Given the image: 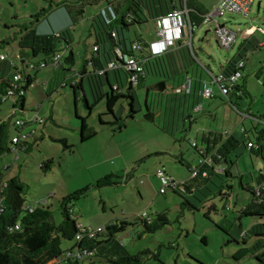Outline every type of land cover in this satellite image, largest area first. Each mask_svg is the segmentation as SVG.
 <instances>
[{
  "label": "rangeland",
  "instance_id": "374dc122",
  "mask_svg": "<svg viewBox=\"0 0 264 264\" xmlns=\"http://www.w3.org/2000/svg\"><path fill=\"white\" fill-rule=\"evenodd\" d=\"M60 2L68 5L76 19L75 23L65 5H57ZM43 8H49L50 11L36 18V14ZM102 10L108 11L104 0L97 3L92 0H0V41H10L0 47V53L8 54L15 63L19 52L16 39L23 24H32L38 31L46 28L52 32L53 27L55 33L68 28L72 40L70 46L64 42L59 44L64 58L58 72L51 65L28 70L34 82L25 94V112L13 113L10 99L0 104V122L7 123L9 138L16 134L13 124L18 118L28 120L29 116L32 118L38 115L44 121L42 124H34L35 136L26 137L27 151L20 149L17 153L11 151L2 156L0 167L4 179L18 175L27 185L25 205L37 206V203L44 202L52 211L55 224L62 220L59 207L61 199L86 185H92L84 196L73 202L72 216L77 225L80 228L96 229L127 221L124 230L114 233V239L130 254L144 249L158 251V260H148V264H253L255 259L251 255L240 260L233 257L237 248L245 246L241 240V230H248L253 224L264 223V217L258 216H241L239 219L241 207L252 199L251 188L258 167L264 170L263 160L247 149L244 138H238L240 143L234 152L229 153L228 161L224 163L231 172L229 177L218 172L207 182L199 184L191 193L190 190L183 194L172 187H166L164 193L159 192L162 183L156 176L157 168L164 166L166 172L175 178L174 181H178L179 178H189L188 168L199 164L200 155L190 142L196 141L197 148L200 149L203 125L220 126V108L224 103L219 98L216 99L220 107L217 112L218 120L212 121L204 116L202 118L205 120L197 118V125L188 131L187 123L185 127L176 128L175 124L164 127L160 117L155 116L153 121L144 117L145 87L140 92L134 86V117L128 116L129 105L125 98L117 101L113 114L107 112L105 98L97 101L91 109L87 108L83 94L85 93L91 105L93 95L86 76L84 88L77 89L76 98L69 85L53 92L47 90L48 81L54 75L61 73L60 80H63L67 67L72 71L82 69L83 58L90 53L95 43L92 20ZM222 22L237 35L252 26H259L264 30V0H253L247 16L226 13L220 18V23ZM57 23L62 27L57 29ZM214 27L213 23H208L194 29V65L189 72L194 77L199 74L207 77L204 67L217 76L237 52L236 45L225 49L216 42ZM155 29V20H151L141 25H131L125 34L127 38L140 35L146 39H154ZM70 52L74 58L72 65L64 60ZM254 52H248L247 61L255 63L262 57L256 65L258 69H244L243 77L238 83L242 85L244 80H248L253 103H250L249 98L244 99L248 106L250 104L252 113L264 122V53L251 59L250 55ZM40 58L41 56H37L34 60L38 61ZM258 77L261 79L258 80ZM100 89L103 93L109 90L105 81ZM152 107L153 105L151 110L154 111ZM50 114L53 115V121L49 118ZM76 114L86 118L88 126L95 131L90 139L81 141V119ZM100 118L104 124L100 123ZM228 120L226 118L225 126H228ZM245 125L248 129L251 128L249 120L245 121ZM72 126H77L78 129H73ZM22 131L26 132L25 128ZM59 139L66 140L68 147H64ZM251 139H254L252 133ZM47 159L53 160V166L50 171L44 172L41 164ZM108 174L118 175V184L93 186L99 178ZM185 199L195 208H186ZM158 213H165L168 224L155 232H144L139 218L155 219ZM229 231L235 233L238 244L231 240L232 234ZM103 236H107L106 230ZM73 244L74 241L71 240L61 241L63 250L69 249ZM81 262L114 264L102 255L84 257ZM58 264L71 263L62 261Z\"/></svg>",
  "mask_w": 264,
  "mask_h": 264
},
{
  "label": "trees",
  "instance_id": "16d2710c",
  "mask_svg": "<svg viewBox=\"0 0 264 264\" xmlns=\"http://www.w3.org/2000/svg\"><path fill=\"white\" fill-rule=\"evenodd\" d=\"M99 1L101 0H92L94 3ZM104 1L109 2L107 6L108 12L100 11L94 16L91 23L92 33L95 36V43L92 47H96V50L92 51L90 59H84L82 69L80 70V73L88 78L93 95L92 105L84 97L85 105L91 109L97 101L105 98L107 112L113 114L117 101L125 98L129 105L128 116L134 117L136 113L134 107V84L129 82L130 73L125 68L124 57L138 53L144 66V76L158 74L162 77H168L169 75L186 70L193 57L191 54L185 55L184 47L187 48V46L180 47L174 51L168 49L163 55L152 56L148 50L149 43H146L140 35H135L134 38H127L125 34V32L129 31L131 25H141L171 12L177 7L175 0ZM112 3L116 5H112ZM60 4L65 5L69 15L72 17V22L75 23L76 19L72 15L68 5L65 2L57 3V5ZM179 4H181V0ZM185 4L191 23L197 27L200 26L203 16L207 11L202 9L198 0H185ZM49 11V8H43L35 17L38 18L45 15ZM112 33H114V36L111 35ZM16 40L19 50L16 56V63L7 55H5L4 59H1L2 54L0 53V104L10 99L1 101V96L10 87L14 76L19 75L20 79L17 81V84L23 90V94L15 101L10 100L22 110L24 108L25 94L34 82V78L28 73V70H38L42 68L38 64L44 62L45 66H54L55 72H58L62 67V62L55 66L52 59L56 53L60 52L59 44L61 42L70 46L72 40L69 36L68 28L61 29L57 33H39L32 24H23L19 29ZM133 42L140 43L141 49L138 51L132 49ZM9 43L10 41L7 39L1 40L0 47ZM115 48H118L123 55L121 59L117 56ZM37 56H41V58L35 61L34 58ZM89 60L92 69L86 72V63ZM237 61V58H232L227 62L223 67L225 74L228 75L234 70ZM110 62H114L115 67L109 68L108 63ZM30 64L33 65V68L29 67ZM67 64L72 65L73 61ZM100 71L102 72L100 73ZM144 76H140L136 84H139ZM103 81L109 87V90H106L104 93L100 89ZM63 83L57 88L65 85V82ZM129 84L131 87H129ZM163 84L164 80H161L157 83V86L163 87ZM69 85L74 90L76 98L77 92L75 91L74 83L70 81ZM241 88H244V85H234L233 92L236 94L237 90H241V94L245 95ZM123 89H125V92ZM144 104L146 108L144 117L147 120L153 121V112L146 102ZM77 117L79 116L77 115ZM79 118L81 119V141H85L94 136L95 131L88 126L86 118ZM116 120L118 119L116 118ZM100 123L104 124L101 118ZM13 125L15 126L16 133L19 132V128L16 127L15 123ZM252 134L254 139L246 135L243 136V141L246 147L247 143L251 142L252 146L250 148L247 147V149L253 154L260 156L264 162V127L260 130H255ZM210 138L212 141L208 143L207 141ZM59 141L64 147H68L64 139H59ZM207 141L206 149L203 151L196 149V151L202 159L210 157L211 163L200 164L199 173L193 178L184 180V183L180 185L183 187L184 191L181 192L183 194L189 191V183L192 180L198 179L199 183L202 184L207 182L212 175L217 174L215 165L227 163L229 153L234 152L236 146L240 143L239 139H235L233 136L225 133H209ZM25 144L27 143L20 146L18 151L20 149L27 151L28 147ZM12 146L11 138H9V127L6 122L1 121L0 160L5 153L15 152ZM193 148L196 147L193 146ZM52 166L53 160L47 159L41 164V169L47 172L51 170ZM202 172H205V175H202ZM220 173L225 174L226 177L231 175L228 166L223 167ZM117 178L119 176L115 174L104 175L93 186L115 185L118 184ZM90 186L92 185H86L61 199L59 207L62 220L60 223L55 224L52 219V211L45 204H38L32 210L28 209L24 198L27 188L26 183L18 175L11 176L5 180L2 168L0 167V198L2 206V211H0V264H48L53 259L62 257L65 252L76 247H86L93 251V255H102L106 260L114 264H148V260H158V251L152 252L149 249H144L136 254H130L122 244L114 239V233L124 230L128 224L127 221H121L120 224L111 223L103 227L94 237H84L80 241L75 240V236L80 232V227L72 216L73 202L84 196ZM251 194L252 199L242 206L239 211V219L241 216L264 217V170L262 169L257 170L255 174ZM184 205L186 208H195L187 199H185ZM139 220L144 227V232H155L168 224L165 213H158L155 219H144L141 217ZM105 230L107 231L106 237L103 236ZM252 236L256 237L258 245L256 250H251L249 246H246L239 250L241 252L239 258L235 254L233 257L236 260H240L244 256L251 255L255 259V264H264V223L253 224L248 230L242 231V243L246 244V240ZM62 240H71L74 241V244L69 249L63 250L61 247ZM231 240L236 244L239 243V240L233 236ZM257 250L259 251L256 252ZM78 264H82V262Z\"/></svg>",
  "mask_w": 264,
  "mask_h": 264
},
{
  "label": "crops",
  "instance_id": "0c3cea01",
  "mask_svg": "<svg viewBox=\"0 0 264 264\" xmlns=\"http://www.w3.org/2000/svg\"><path fill=\"white\" fill-rule=\"evenodd\" d=\"M109 1H112V0H109ZM175 2H176V6H178L180 0H175ZM198 2H199V5L202 7V9H204L205 11H208L209 9H211L216 4L217 0H198ZM108 3L109 2H106L107 6H108ZM112 5H116V4L112 3ZM103 11L106 13L108 12L105 10H103ZM153 20H155V19H153ZM65 23H66V19L64 20V24ZM222 24L225 25L226 23L222 22ZM60 25H61L60 23L59 24L57 23L55 25V27H57V29H59L60 27H62ZM52 29L54 30L55 28L52 27ZM52 29H51V31L53 32ZM36 31L39 33H51L48 30H46V28H42L41 31H38V29H36ZM193 33H194V30L190 34L186 32L185 35L181 39L175 41V43L172 47H169V50L174 51V50L179 49L180 47L187 46L188 49L186 47H184L185 55L191 54L192 56H194L195 53H194V50L192 48V41H193V35H194ZM239 37H240V42H238ZM141 38L146 43H150V42L154 41L156 39V29H155V38L154 39L153 38L146 39L143 36H141ZM234 45H236V47H237V52L232 58H237L238 60L243 61L244 64H243L242 71H244V69L247 70L248 68H250L251 70L258 69V67L256 65H258L260 63V61H261L260 58H262V57H259V60L254 63L252 61H247V55H248L249 51L254 50L255 52L250 55V58L253 59V56H260V55H262V53H264V30L259 26H252L247 30L240 31L239 35H237V40H236V43ZM256 50H260V51L257 52ZM92 51H93V47H91L90 53L86 54L84 56L83 61H84V59H90L91 58ZM1 54L8 56V54H4V53H1ZM192 59L194 60V58H192ZM73 60H74V58H73V54H72L71 61H73ZM193 60L191 61L189 67L186 70H182L179 73H176L174 75L173 74L169 75L168 77L167 76L162 77L161 75H158V74H149V75L144 76V78L142 79V81L139 84H136V83L134 84V86H136L137 90L140 92H143L141 89L143 87H145L144 102H146L149 105L150 110H151V105H153L152 108H154V111L151 110L154 114L153 119H155V116H158L161 119H163V123H164L163 126L164 127L165 126L166 127L174 126V124H175L176 128H178L179 126L185 127V125L187 123L188 124V131H191L193 126L197 125V118H202L204 116L205 119L208 118L212 121L218 120V117H217L218 113L217 112L219 111L218 109L220 107H219V104L216 102V99L219 98V100L224 103V106L220 108V115H219L221 118L220 119V122H221L220 126L217 127L218 124H216V125H211V124L210 125H208V124L203 125L204 128L201 130V133H200V142H201L200 149L197 148V145H198L197 142L193 141L195 143V147H196L195 149H197L199 151H203L204 149H206V146H207L206 141H207V136L209 133H225L227 135L233 136L235 139H238L239 137L243 138V136H245V135H249V137L251 138V133H253L255 130L257 131V130H260L261 128L264 127V122H262L261 118L258 115L252 113L251 108H250V104H249V106L246 104V100H245L246 98L247 99L249 98L250 103H253L252 102L253 101V95H252L250 83L248 82V80L243 81L242 85H244V88H241L243 93H245V95L241 94L238 96L235 94V92L232 91L228 94V99H225L221 95L219 89L217 88V86L213 82L214 75L206 67H204V69L207 73V77H202L200 74L196 75L195 77L190 75L189 72H190L192 66L194 65ZM91 67L92 66H91L90 60H89L86 63V72H89L92 69ZM65 71H66V73L64 75L63 80H60V77H61L60 74L61 73H58V74H56V76L54 75L48 81V89L47 90H49V92H53L55 89H58L57 87L60 84H62L63 82H65V85H63L61 87L65 88L66 86L69 85L70 81L72 83H74L76 92H77V89L83 90V88H84V77L85 76L82 75L80 73V71H72L71 69L69 70V67H67ZM241 77H243V73H242ZM259 79H261V78L258 77V80ZM161 80H164L163 87L157 86V83L160 82ZM262 81H263L262 85L264 88V78L262 79ZM236 85H240L238 83V81H237ZM205 87H211L212 88V91H213L212 97H210V98H204L203 97L202 93H203V89ZM73 92H74V90H73ZM84 94H83V96L86 98L87 102H89L88 98ZM25 101H26V99H25ZM227 102L229 104H227ZM25 111H26L25 110V102H24V108L22 110L18 106H15L12 103V112L13 113H15V112L23 113ZM36 116L39 118L38 115H35L32 118L29 116L27 118L28 120L22 119V120L26 121V126L24 127L25 131H26L25 133L28 134L31 131H33V135L34 134L36 135V131H35L36 128L35 129L33 128L34 124L36 123V122H34V119ZM76 116H77V114H76ZM49 118L51 119V121H53V115L52 114L49 115ZM204 118H202L201 120H205ZM226 118H229L228 126H225ZM246 120H249V122L251 123L250 129H248L245 125ZM255 120H256V124H254ZM230 123H232V124H230ZM72 128L78 129L77 126H72ZM196 128H197V126H196ZM195 132H196V135H198L197 129ZM211 141H212V139L210 138L209 141H207V142L209 143ZM191 142H190V144H191ZM24 143H27V142L26 141L23 142V145H24ZM180 160L182 161V158H180ZM201 160H202V158L200 156L199 162ZM162 167H164V166H162ZM223 167H225L224 163H221L220 165L219 164L215 165L216 171L221 170ZM164 169H165V167H164ZM188 169L190 171L191 168L189 167ZM260 169L261 168L258 167V170H260ZM172 179L175 180V178H173V177H172ZM180 180H186V179L179 178L178 181H180ZM199 182L200 181L198 179H194L189 183V187H190L189 191L191 190L190 193L194 192L196 187L199 186V184H200ZM239 225L240 226L242 225L241 221L239 222ZM242 231H246V230H242ZM242 231L240 232V234L242 233ZM229 232L232 234L233 237L236 238V235L233 231L232 232L229 231ZM245 243H246L245 246H241V247L237 248V250L234 251V254L238 258L241 256V252L239 251L241 248L249 246V248L251 250L255 251L257 246H258L256 243V237H253V236L249 237ZM258 251L259 250H257L256 252H258ZM253 264H255V261Z\"/></svg>",
  "mask_w": 264,
  "mask_h": 264
},
{
  "label": "built area",
  "instance_id": "2783aa9c",
  "mask_svg": "<svg viewBox=\"0 0 264 264\" xmlns=\"http://www.w3.org/2000/svg\"><path fill=\"white\" fill-rule=\"evenodd\" d=\"M252 3V0H217L216 4L209 9L203 16L202 24L213 23L214 24V35L216 42L225 49H230L237 40V33L229 28H227L224 24L220 23V18L226 13L232 14H240L243 16H247L249 11V7ZM156 24V39L149 43L148 50L150 55L158 56L163 55L172 47L175 41L181 39L185 33H192L193 30L197 27L193 23H191L188 16V9L186 8L185 0H181V4H179L175 9L169 12L166 15L159 16L155 19ZM114 36V33L111 34ZM132 49L138 51L141 49V45L138 42L132 43ZM93 50H96V47H93ZM117 56L121 59L123 55L121 54L118 48H115ZM64 54L62 52H58L53 57L54 65H58L63 60ZM5 55L1 56V59H4ZM125 68L129 71V82L131 84H135L138 81L140 76H144V66L143 63L138 56V53L130 55L128 57H124ZM243 61L238 60L235 64L234 70L230 74H225L222 70L217 76L213 77L214 84L218 87L221 95L228 99V94L234 91V85H236L237 81L240 79L242 75ZM39 67H44L45 63L40 62L38 64ZM30 68H33V65H29ZM109 68L115 67L114 62L108 63ZM102 71H100L101 73ZM20 79L19 75H15L13 81L10 83V87L7 89L6 93L1 96V101H5L10 98L13 101L18 99L19 96L23 94V90L18 86L17 81ZM203 97L210 98L213 96V91L211 87H205L203 89ZM237 95L241 94V90L236 91ZM34 122L40 124L43 122L41 118L37 116L34 119ZM16 127L19 128V132L12 136L11 142L13 144L12 149L15 152H18L20 146L25 142L26 137L32 136L33 131L30 133H25L22 131V128L26 126V121L22 119L15 120ZM246 136V135H245ZM192 146H195V143L191 142ZM252 146L251 142L247 143V147L250 148ZM202 163H211V158L206 157L199 162V165ZM199 165L192 167L190 169V177L193 178L199 173ZM222 171L217 170V172ZM202 175H205V172H202ZM156 176L161 181L160 193H164L166 187H172L177 189L179 192H183V187L180 185L184 183V180L174 181L172 177L167 174L164 167L157 168ZM44 204V202L37 203ZM28 209L32 210L35 206L28 205ZM0 211H2L1 206V198H0ZM103 227H97L96 229H87L80 228V232L75 236L76 241H80L82 238L87 237L91 238L94 235L101 231ZM93 255V251L87 249L86 247H76L70 251L65 252L62 257L55 258L50 261L48 264H58L62 261H68L70 263H81L84 257H89Z\"/></svg>",
  "mask_w": 264,
  "mask_h": 264
},
{
  "label": "water",
  "instance_id": "95a60500",
  "mask_svg": "<svg viewBox=\"0 0 264 264\" xmlns=\"http://www.w3.org/2000/svg\"><path fill=\"white\" fill-rule=\"evenodd\" d=\"M260 9V2L257 3V10ZM72 58V53H68V55L65 57V62L69 63L71 61ZM129 87H131V85L129 84Z\"/></svg>",
  "mask_w": 264,
  "mask_h": 264
}]
</instances>
